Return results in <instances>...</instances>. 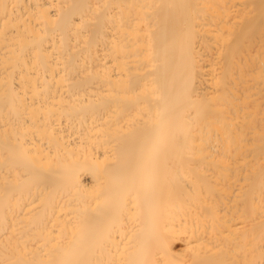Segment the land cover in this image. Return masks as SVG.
Wrapping results in <instances>:
<instances>
[{
    "label": "bare ground",
    "instance_id": "1",
    "mask_svg": "<svg viewBox=\"0 0 264 264\" xmlns=\"http://www.w3.org/2000/svg\"><path fill=\"white\" fill-rule=\"evenodd\" d=\"M0 264H264V0H0Z\"/></svg>",
    "mask_w": 264,
    "mask_h": 264
}]
</instances>
